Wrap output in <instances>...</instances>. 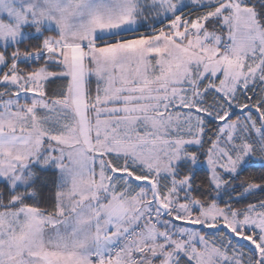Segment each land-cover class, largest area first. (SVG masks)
<instances>
[{"label":"snow or ice","instance_id":"obj_1","mask_svg":"<svg viewBox=\"0 0 264 264\" xmlns=\"http://www.w3.org/2000/svg\"><path fill=\"white\" fill-rule=\"evenodd\" d=\"M0 264H264V0H0Z\"/></svg>","mask_w":264,"mask_h":264}]
</instances>
